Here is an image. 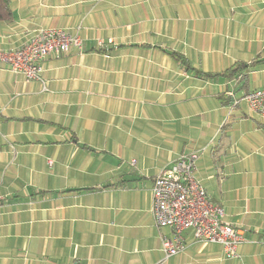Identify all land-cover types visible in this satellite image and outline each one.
Returning a JSON list of instances; mask_svg holds the SVG:
<instances>
[{
  "label": "crops",
  "instance_id": "obj_1",
  "mask_svg": "<svg viewBox=\"0 0 264 264\" xmlns=\"http://www.w3.org/2000/svg\"><path fill=\"white\" fill-rule=\"evenodd\" d=\"M10 6L0 49L39 29L84 44L44 61L45 85L0 66V264H264V120L227 94L264 88V0ZM238 62H259L245 88L196 75ZM192 152L209 200L243 234L238 260L190 230L185 251L162 250L174 232L155 224L154 180Z\"/></svg>",
  "mask_w": 264,
  "mask_h": 264
},
{
  "label": "built area",
  "instance_id": "obj_2",
  "mask_svg": "<svg viewBox=\"0 0 264 264\" xmlns=\"http://www.w3.org/2000/svg\"><path fill=\"white\" fill-rule=\"evenodd\" d=\"M84 41L78 33L62 29H39L22 47L0 49V66L21 75L27 82L43 80V63L50 57L61 58L73 51L82 52ZM45 88V87H44ZM46 90V88H45ZM264 120V88L236 98ZM200 153L181 155L171 166L160 171L152 188L153 216L159 229L170 228L174 238L162 237L166 259L185 251L183 233L192 231L196 243L217 244L226 259L238 260L239 246L245 241L241 230L225 223V211L213 204L197 179ZM135 164V161H133Z\"/></svg>",
  "mask_w": 264,
  "mask_h": 264
},
{
  "label": "trees",
  "instance_id": "obj_3",
  "mask_svg": "<svg viewBox=\"0 0 264 264\" xmlns=\"http://www.w3.org/2000/svg\"><path fill=\"white\" fill-rule=\"evenodd\" d=\"M12 9L10 6V0H0V22L3 21H10L12 20ZM178 60H180L182 63L186 64V61L184 58L180 55H174ZM188 65V64H187ZM259 66V62H252V63H245V62H238L235 63L233 66H231L229 69L224 71L221 74H204L203 72L196 71V75L203 76L207 78H224L228 81H232V84H237L238 79L241 80L240 84L242 88H245L248 86V78L250 72H252L255 68ZM237 80V81H236ZM234 92V89L227 92V94ZM231 100L233 98L229 96ZM194 153V152H192ZM199 153V152H196ZM191 154V153H188ZM201 154V153H200Z\"/></svg>",
  "mask_w": 264,
  "mask_h": 264
}]
</instances>
